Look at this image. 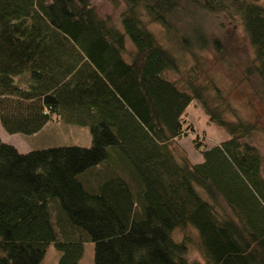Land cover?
<instances>
[{
    "label": "trees",
    "instance_id": "obj_1",
    "mask_svg": "<svg viewBox=\"0 0 264 264\" xmlns=\"http://www.w3.org/2000/svg\"><path fill=\"white\" fill-rule=\"evenodd\" d=\"M109 1L122 4L116 20L93 0H0L2 127L32 134L56 117L91 135L27 152L0 139V264H42L51 244L55 264H79L86 242L93 264H264V6ZM199 13L238 17L252 54L195 29ZM209 47L235 74L229 87ZM192 101L226 139L205 145ZM191 132L198 162L174 153Z\"/></svg>",
    "mask_w": 264,
    "mask_h": 264
},
{
    "label": "rangeland",
    "instance_id": "obj_2",
    "mask_svg": "<svg viewBox=\"0 0 264 264\" xmlns=\"http://www.w3.org/2000/svg\"><path fill=\"white\" fill-rule=\"evenodd\" d=\"M93 2L97 5L100 13H111L115 20L118 18L122 4L113 7V4L109 0H93ZM257 2L264 6V0H257ZM200 13L196 14L194 18L193 24L195 29L204 31V28L207 37H219L222 41L227 43L232 50L241 56L252 54V49L246 32L238 17L232 21L225 14L219 13L218 15L208 14V17L201 18ZM149 27L154 30L161 41L164 42L161 27L157 24H151ZM202 54L205 61L213 66L212 72L224 88L229 87V85L234 83L235 74L227 67L225 62L213 61L214 51L210 47L207 50H204ZM232 93L235 99L234 103L240 104L245 95V88L244 86H239ZM186 117L193 123L197 134L201 137L203 136V141L206 146L214 145L229 136L223 127L208 122L207 115L196 101H192L188 105L186 109ZM194 136L195 133L191 132L188 135L176 140L173 148L177 157L180 156V154H186L191 162H198L202 160V154L193 146L192 138ZM0 139L3 142L12 144L19 152H27L31 149L56 145L89 146L91 142V135L89 128L85 125L53 117L48 120L39 131L32 134H25L21 132L8 133L0 123ZM254 139L256 140L262 153V171L264 173V131H256ZM180 234L181 231H176V233H174L175 238L178 240L182 239V234ZM188 253L191 256H200L197 248H195L192 244L188 246ZM58 256L59 251L53 244H51L47 248L42 264H55ZM79 264H93L92 242H86L84 244L83 255Z\"/></svg>",
    "mask_w": 264,
    "mask_h": 264
}]
</instances>
